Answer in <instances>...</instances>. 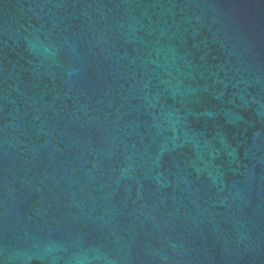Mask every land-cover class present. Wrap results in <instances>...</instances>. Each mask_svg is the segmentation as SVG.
Here are the masks:
<instances>
[{
  "label": "water",
  "instance_id": "95a60500",
  "mask_svg": "<svg viewBox=\"0 0 264 264\" xmlns=\"http://www.w3.org/2000/svg\"><path fill=\"white\" fill-rule=\"evenodd\" d=\"M0 264H264V0H0Z\"/></svg>",
  "mask_w": 264,
  "mask_h": 264
}]
</instances>
